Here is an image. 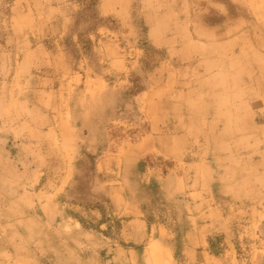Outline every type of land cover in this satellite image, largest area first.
<instances>
[{
	"label": "rangeland",
	"instance_id": "1",
	"mask_svg": "<svg viewBox=\"0 0 264 264\" xmlns=\"http://www.w3.org/2000/svg\"><path fill=\"white\" fill-rule=\"evenodd\" d=\"M77 2L79 11L61 38L58 27L43 19L47 0H0V264H264V235L253 228L264 213V130H256L264 123V108L254 109L260 123L244 125L241 135L229 134L238 137L232 141L241 155L223 168L215 164L213 173V197L224 215L208 228L206 253H194L193 239L185 235L189 226L181 219L184 197L173 189L165 194L161 185L174 161L140 157L137 146L152 128L178 133L176 139L147 144L154 152L201 151L220 147V140L216 134L209 137L212 128L188 119L159 123L156 117L148 127L133 99L149 85L145 76L166 60L165 49L149 43L148 28L139 27L137 47L124 43L123 48L142 53L141 69L114 76L103 56L114 47L103 43L127 39L122 34L129 29L121 20L101 16L99 0ZM190 2L196 10L192 19L218 26L212 33L192 28L193 40H216L213 52L229 56L236 61L233 71L248 75L250 90L243 96L259 100L264 95V0H230L227 10L223 0ZM237 17L239 23L233 24ZM133 18L137 24L144 19L138 4ZM195 50L208 51L204 45ZM31 51L37 57L22 64L21 56ZM80 60L86 62L88 79L82 83L87 84L58 90L65 79L61 68H78ZM132 100L133 107L126 108ZM116 102L121 108L114 121ZM54 126L67 131L56 139L50 134ZM250 130L260 139H252ZM187 155L183 160L192 158ZM119 170L120 175L113 174ZM122 170L126 183L114 184L117 175L123 178ZM224 181H235L238 192L227 194L219 187Z\"/></svg>",
	"mask_w": 264,
	"mask_h": 264
},
{
	"label": "crops",
	"instance_id": "2",
	"mask_svg": "<svg viewBox=\"0 0 264 264\" xmlns=\"http://www.w3.org/2000/svg\"><path fill=\"white\" fill-rule=\"evenodd\" d=\"M190 1L193 0H99L97 10L101 16L121 20L123 25L125 24V28L129 29L127 34H122L127 39L116 37L115 39L110 38L109 43L107 41L103 43L105 48L107 45L114 47V51H103V56L107 57V61H109V73L114 76H122L120 74L132 71L138 72L141 69L139 61L142 53L139 55L138 53H128L123 48L124 43L129 44L132 49L137 47L140 42L139 27H147L148 42L157 48H164L166 51V60L156 68L152 76H145L149 85L141 95L133 99L136 104H141V106L133 107L132 100L129 104H125L126 108L139 109L147 120L148 127L156 117L159 118V123L171 119L173 122L179 123H183V120L186 119L190 123L202 122L208 126V129L212 128V130L209 129V137L212 138V135L216 134V139L220 140V147L214 148L209 145L201 151L160 148L155 149L154 152L149 150L146 145L161 138L176 139L178 133L175 134L174 131V134H167L166 131L152 128L147 129L146 134L142 135V142L137 146L140 157L152 154L162 156L163 161H174V164H170L174 167L166 168L167 173L161 177V185L166 186L165 189L168 190L165 194H170L169 191L173 189L175 195L184 197L182 200L184 212L181 219L189 226L185 235L193 239L189 248L194 253L204 254L207 251L208 228L212 227V221L219 219L220 214L224 215L223 208L216 204L213 197L214 189H217V181L213 179L214 166L220 164L219 167L223 168L224 164L241 155L232 141L238 137L230 138L229 134L241 135L245 129L243 127L246 125L260 123L255 119L254 109L264 108L262 103L264 95L257 96L259 100H251L252 97L247 94L243 96L244 91L250 90L249 85H246L248 75L242 70L233 71L232 66L236 61L232 62L229 56L222 58L213 52L212 48H214L216 40L210 38L208 44L193 40L192 28L198 27L201 32L212 33L213 28L218 26L209 25L202 19L200 21L192 19L191 13L196 10L190 6L192 5ZM47 2L48 7L43 12V19L52 27H58V31L63 33L61 34L62 38L65 33L69 32L75 14L79 11V4L77 0H57L58 3L56 0H47ZM135 4H138L142 10L144 19L140 24H137L133 18ZM228 4H230V0H225V2L223 0L221 6L227 10ZM173 13L177 14L169 16ZM235 22L239 23L238 17L234 19L233 24ZM176 27L182 28V31H175ZM226 27L231 30L230 25ZM90 39L93 43L98 41L96 35L91 36ZM198 45L206 46L208 51L202 53L195 50ZM61 55L63 59L67 58L66 53H61ZM35 57H37L36 51L25 52L21 56L22 64L25 60L34 61ZM85 68L86 62L82 60L79 61L78 68L67 64L65 69L62 67L61 72L65 74V79L58 90L70 91L78 85H86L87 82L82 83L83 80L88 79L85 74L87 68ZM162 75H164L163 81L159 78ZM188 79L189 86L184 84V80L186 82ZM112 105L111 112L113 120L116 121L121 107L117 102ZM184 110L189 113L187 116L184 114ZM261 112L264 115V110ZM259 125L256 130L263 131L264 123L261 122ZM62 129L64 133L67 131L66 128L54 126L53 131L50 132L51 136L55 134L56 139H59L58 135L60 136ZM250 137L260 139L255 137L252 132ZM93 138L97 137H91V139ZM186 154L192 158L183 160L182 156ZM121 156L122 154L118 158L120 161ZM164 165L167 167L169 164L164 162ZM119 173L120 170L117 173L113 172V174ZM124 174L122 170L123 178L120 180V174L117 175L118 178L116 177L117 181L115 180L114 184H125ZM170 180L176 185L174 188L170 187ZM220 185L219 187L227 194H230L229 191H233L235 194L238 192L239 185L235 181H224ZM180 197H177L178 201L181 200ZM232 198L236 197L232 195ZM235 201L238 199L236 198ZM260 218L261 222L256 223L253 228L256 232L258 231L259 235H264V213ZM136 221L142 222L140 219Z\"/></svg>",
	"mask_w": 264,
	"mask_h": 264
}]
</instances>
